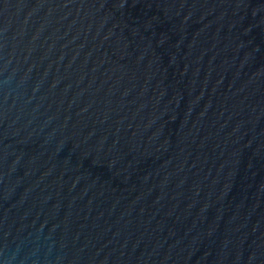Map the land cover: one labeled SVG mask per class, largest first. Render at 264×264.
<instances>
[{"label": "water", "instance_id": "water-1", "mask_svg": "<svg viewBox=\"0 0 264 264\" xmlns=\"http://www.w3.org/2000/svg\"><path fill=\"white\" fill-rule=\"evenodd\" d=\"M0 264H264V0H0Z\"/></svg>", "mask_w": 264, "mask_h": 264}]
</instances>
